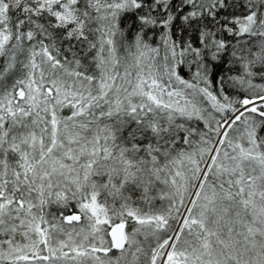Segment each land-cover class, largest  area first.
I'll return each instance as SVG.
<instances>
[{
  "label": "snow or ice",
  "instance_id": "1",
  "mask_svg": "<svg viewBox=\"0 0 264 264\" xmlns=\"http://www.w3.org/2000/svg\"><path fill=\"white\" fill-rule=\"evenodd\" d=\"M0 264H264V0H0Z\"/></svg>",
  "mask_w": 264,
  "mask_h": 264
}]
</instances>
